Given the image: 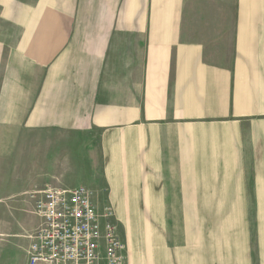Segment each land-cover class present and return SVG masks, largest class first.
<instances>
[{
  "label": "crops",
  "instance_id": "1",
  "mask_svg": "<svg viewBox=\"0 0 264 264\" xmlns=\"http://www.w3.org/2000/svg\"><path fill=\"white\" fill-rule=\"evenodd\" d=\"M23 128L89 139L115 218L185 219L128 264H264V0H0V162Z\"/></svg>",
  "mask_w": 264,
  "mask_h": 264
},
{
  "label": "rangeland",
  "instance_id": "2",
  "mask_svg": "<svg viewBox=\"0 0 264 264\" xmlns=\"http://www.w3.org/2000/svg\"><path fill=\"white\" fill-rule=\"evenodd\" d=\"M16 134L13 135L17 154L0 162V247L14 249L18 254L14 262L23 264L31 236L39 227L34 214L33 195L49 188L72 189L85 185L93 191L100 207H112V204L107 199L108 189L101 170L90 169L89 155L85 153L88 149L85 143L89 139L60 136L56 131H28L26 128ZM75 149L84 153H76ZM28 158H31V163ZM80 158H83V163ZM131 204L135 209L131 213L139 214V203ZM116 215L115 224L120 235L121 232L125 235L129 252L134 241L144 240L143 229H186L184 218ZM131 229L141 234L137 233L133 239ZM6 260L4 254V262Z\"/></svg>",
  "mask_w": 264,
  "mask_h": 264
},
{
  "label": "built area",
  "instance_id": "3",
  "mask_svg": "<svg viewBox=\"0 0 264 264\" xmlns=\"http://www.w3.org/2000/svg\"><path fill=\"white\" fill-rule=\"evenodd\" d=\"M32 198L40 223L28 264H128L113 209L100 211L88 187L49 188Z\"/></svg>",
  "mask_w": 264,
  "mask_h": 264
}]
</instances>
